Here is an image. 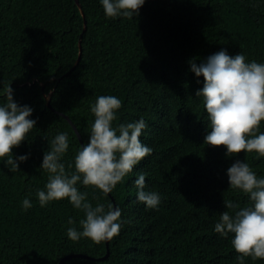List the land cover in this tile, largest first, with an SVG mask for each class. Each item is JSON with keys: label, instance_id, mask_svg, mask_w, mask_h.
Segmentation results:
<instances>
[{"label": "trees", "instance_id": "16d2710c", "mask_svg": "<svg viewBox=\"0 0 264 264\" xmlns=\"http://www.w3.org/2000/svg\"><path fill=\"white\" fill-rule=\"evenodd\" d=\"M78 1L0 0V106L10 86L13 100L31 107L36 121L12 149L14 159L28 156L19 170L0 160V264H59L70 254L88 257L63 264H239L234 234L222 236L215 224L221 213L253 205L230 187L227 169L240 160L264 178V157L243 151L229 157L225 147L205 144L210 121L196 96L204 79L189 61L199 65L226 50L264 63V0H145L131 19L108 18L101 0ZM101 95L121 100L114 128L144 119L140 139L152 149L110 194L77 185L93 207L121 210V230L104 259L106 241L67 236L69 227L82 231V210L67 198L41 207L37 196L49 176L43 156L58 134L67 133L69 142L61 162L75 171L95 120L91 106ZM140 174L144 190L160 197L155 209L137 200ZM25 198L32 204L27 210ZM224 201L239 207L227 209ZM244 264L264 260L247 257Z\"/></svg>", "mask_w": 264, "mask_h": 264}, {"label": "clouds", "instance_id": "9594fccd", "mask_svg": "<svg viewBox=\"0 0 264 264\" xmlns=\"http://www.w3.org/2000/svg\"><path fill=\"white\" fill-rule=\"evenodd\" d=\"M101 3L108 18L123 16L131 19L139 14L145 0H101ZM189 64L190 71L204 79L196 96L203 98L210 121L205 144L225 147L229 157L242 151L264 157V133L259 132L264 121V63L246 62L242 53L230 56L226 50H221L199 65L195 59ZM4 91L7 103L0 106V160L15 172L19 170V163L25 162L28 156L14 159L12 149L26 140L36 121L29 118L33 112L31 107L19 106L13 100L10 86ZM121 106V100L113 95H101L91 106L95 120L90 140L75 156L74 172H67L61 162L69 148L67 133L58 134L43 156L41 169L49 176L46 191L37 192L40 206L67 198L74 208L85 213L86 218L80 221L82 231L75 227L67 230L72 241L85 237L100 244L111 241L121 230V210L112 204L107 206V211L103 204L93 207L87 200V192L78 189V183L99 189L105 195L110 194L135 166L152 153V149L140 139L147 127L143 118L120 124L118 129L112 126ZM227 176L230 187L247 194L253 206L239 209L234 215L228 211L221 213L214 230L225 237L229 233L234 234L231 243L239 254V264H244L247 257L264 260V178H257L249 165L240 160L227 169ZM135 185L137 200L148 208H157L160 197L155 192L144 190L145 174L139 175ZM224 205L227 209L239 207L232 201H224ZM22 206L27 210L32 204L25 198ZM68 223L74 224V221L70 218Z\"/></svg>", "mask_w": 264, "mask_h": 264}, {"label": "water", "instance_id": "95a60500", "mask_svg": "<svg viewBox=\"0 0 264 264\" xmlns=\"http://www.w3.org/2000/svg\"><path fill=\"white\" fill-rule=\"evenodd\" d=\"M76 2L79 4V1L78 0H76ZM80 6V5H79ZM83 13V12H82ZM83 16H84V13H83ZM82 45L80 44V54H79V58H78V61H77V63L75 64V65H77L78 63H79V60H80V58H81V53H82V47H81ZM74 68H75V66H74ZM47 101H48V104L50 105V95H49V97H47ZM70 122L72 123V120H70ZM73 124V123H72ZM73 127L75 128V130H76V132H77V134H78V136H79V138L81 139V135H80V133H79V131H78V129L76 128V126L73 124ZM82 140V139H81ZM82 144H83V141H82ZM116 207V206H115ZM107 242V253H106V255L105 256H103L101 259H104V258H106L108 255H109V241H106ZM72 257H88V256H86V255H83V254H70V255H68V256H65V257H63L61 260H60V262H59V264H63L66 260H68L69 258H72Z\"/></svg>", "mask_w": 264, "mask_h": 264}, {"label": "rangeland", "instance_id": "374dc122", "mask_svg": "<svg viewBox=\"0 0 264 264\" xmlns=\"http://www.w3.org/2000/svg\"><path fill=\"white\" fill-rule=\"evenodd\" d=\"M20 91H21V90H19V92H20ZM19 92H18V93H19ZM47 97H49V96H47Z\"/></svg>", "mask_w": 264, "mask_h": 264}]
</instances>
